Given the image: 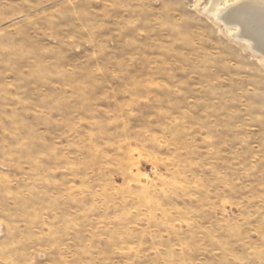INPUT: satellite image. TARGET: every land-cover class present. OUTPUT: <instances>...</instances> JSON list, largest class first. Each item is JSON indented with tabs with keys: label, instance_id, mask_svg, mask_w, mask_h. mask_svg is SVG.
<instances>
[{
	"label": "rangeland",
	"instance_id": "obj_1",
	"mask_svg": "<svg viewBox=\"0 0 264 264\" xmlns=\"http://www.w3.org/2000/svg\"><path fill=\"white\" fill-rule=\"evenodd\" d=\"M209 0H0V264H264V63Z\"/></svg>",
	"mask_w": 264,
	"mask_h": 264
},
{
	"label": "bare ground",
	"instance_id": "obj_2",
	"mask_svg": "<svg viewBox=\"0 0 264 264\" xmlns=\"http://www.w3.org/2000/svg\"><path fill=\"white\" fill-rule=\"evenodd\" d=\"M207 5L208 15L264 63V0H209Z\"/></svg>",
	"mask_w": 264,
	"mask_h": 264
}]
</instances>
